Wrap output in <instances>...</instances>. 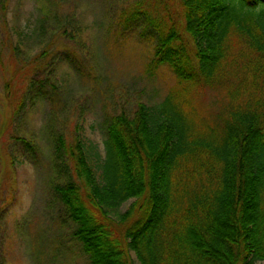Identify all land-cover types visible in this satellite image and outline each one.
<instances>
[{
  "label": "trees",
  "instance_id": "obj_1",
  "mask_svg": "<svg viewBox=\"0 0 264 264\" xmlns=\"http://www.w3.org/2000/svg\"><path fill=\"white\" fill-rule=\"evenodd\" d=\"M72 24L7 92L45 97L42 64L74 62ZM138 24L153 46L147 71L167 66L177 86L160 104L108 116L103 156L82 136H54V191L72 238L90 264L264 263V0H138L117 27ZM205 86L222 91L213 113L195 102Z\"/></svg>",
  "mask_w": 264,
  "mask_h": 264
},
{
  "label": "rangeland",
  "instance_id": "obj_2",
  "mask_svg": "<svg viewBox=\"0 0 264 264\" xmlns=\"http://www.w3.org/2000/svg\"><path fill=\"white\" fill-rule=\"evenodd\" d=\"M137 1L0 0V264H90L54 191L53 141L57 135L82 136L103 156L108 116L132 112L140 102L160 104L177 86L169 67L147 71L153 46L141 24L127 32L117 27ZM68 21L80 36L67 41L74 62L55 57L42 64L47 68L41 75L51 82L45 97L31 104L23 91L7 92L10 78L27 76L34 58ZM197 92L196 105L213 113L221 88ZM22 138L37 150L26 151ZM130 205L124 203L121 212Z\"/></svg>",
  "mask_w": 264,
  "mask_h": 264
}]
</instances>
